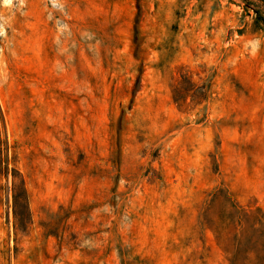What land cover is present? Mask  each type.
Instances as JSON below:
<instances>
[{
    "label": "rangeland",
    "instance_id": "1",
    "mask_svg": "<svg viewBox=\"0 0 264 264\" xmlns=\"http://www.w3.org/2000/svg\"><path fill=\"white\" fill-rule=\"evenodd\" d=\"M222 187L264 213V0H0V264H229Z\"/></svg>",
    "mask_w": 264,
    "mask_h": 264
},
{
    "label": "trees",
    "instance_id": "2",
    "mask_svg": "<svg viewBox=\"0 0 264 264\" xmlns=\"http://www.w3.org/2000/svg\"><path fill=\"white\" fill-rule=\"evenodd\" d=\"M207 84L197 86L188 74L173 87V100L180 107L189 97L197 105L207 97ZM203 223L215 234L229 264H264V213L246 209L226 188L208 194Z\"/></svg>",
    "mask_w": 264,
    "mask_h": 264
}]
</instances>
